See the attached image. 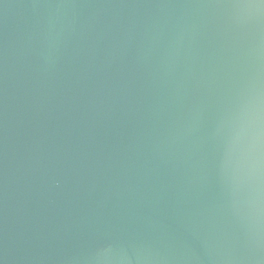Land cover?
<instances>
[{"label":"water","instance_id":"water-1","mask_svg":"<svg viewBox=\"0 0 264 264\" xmlns=\"http://www.w3.org/2000/svg\"><path fill=\"white\" fill-rule=\"evenodd\" d=\"M0 264H264V0H0Z\"/></svg>","mask_w":264,"mask_h":264}]
</instances>
